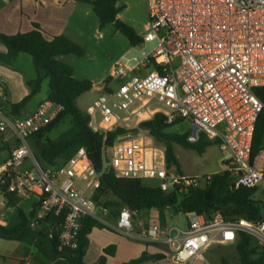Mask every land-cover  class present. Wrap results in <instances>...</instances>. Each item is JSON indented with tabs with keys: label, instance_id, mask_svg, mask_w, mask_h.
<instances>
[{
	"label": "built area",
	"instance_id": "1",
	"mask_svg": "<svg viewBox=\"0 0 264 264\" xmlns=\"http://www.w3.org/2000/svg\"><path fill=\"white\" fill-rule=\"evenodd\" d=\"M149 15L143 43L156 42V48L134 66L129 59L118 61L110 70L116 85L87 111L89 127L105 138L116 128L125 130L111 147H103L100 168L85 148L59 167L43 169L38 163L30 140L64 111L62 104L46 99L26 117L0 104V141L10 146L0 167V225L5 226L3 210L12 195L37 199L30 227L56 238L60 250L78 248L86 217L126 237L164 245L176 264H194L212 245L236 242L239 231L264 246V219H227L220 213L208 218L191 211L183 214L186 227L136 225L129 209L111 220L110 209L93 199L110 170L121 178L157 180L165 192L200 186L201 178L170 167L165 148L140 127L156 115L169 125L186 123L189 143L199 142L202 134L217 141L224 171L242 175L236 187L258 186L264 179V147L252 156L264 110L256 94L264 87V0H149Z\"/></svg>",
	"mask_w": 264,
	"mask_h": 264
},
{
	"label": "trees",
	"instance_id": "2",
	"mask_svg": "<svg viewBox=\"0 0 264 264\" xmlns=\"http://www.w3.org/2000/svg\"><path fill=\"white\" fill-rule=\"evenodd\" d=\"M74 1L92 6L94 13L99 18L101 28L108 24H114L117 30L127 36L133 46L143 43V39L118 18L123 9L117 6L119 0ZM0 42L7 47L10 56H16L20 53L29 54L33 59L37 74L32 94L13 104L10 113L20 116L21 111L32 97L40 91L42 81L47 78L49 79L47 99L64 106V111L51 124L32 136V140L36 143L34 154L41 167L43 169L59 167L68 162L80 148H85L90 158L97 155L101 161L103 147H111L118 136L125 133V130L116 128L109 132L105 138L103 133L94 132L89 127L90 116L88 112L78 107L79 97L92 90L94 83L90 80H77L74 77V69L63 62L61 57L65 55L83 56V48L63 35L49 39L39 26H35L28 33L14 36L0 33ZM108 84L104 85L105 91H109ZM256 94L264 104V87L258 89ZM66 118L70 121V128L62 133L57 140H44L47 134L57 128ZM175 125L167 124L162 115H156L154 119L142 123L140 127L165 148L167 164L182 175L174 145L195 150L202 155L210 145L218 144V142L209 140L202 134L199 142L189 143L187 141L189 131H185L183 135L168 132V129ZM5 147L9 148L7 144ZM262 147H264V110L256 123L252 156H256ZM239 179L223 171L213 175L210 180L202 179L198 188H190L187 192L180 193L178 190L165 192L158 187L144 186L140 180L117 177L110 170L102 175L100 186L97 193L93 195V199L98 204L108 207L114 214L122 208H127L135 214L156 209L160 213L161 226H166L165 211L169 209L172 212L183 214L192 211L206 215L208 218L220 213L227 219L244 218L253 221L264 219V202L254 198L258 187L243 184L236 187ZM106 193L113 194L117 201L103 203L100 197L101 194ZM8 198L9 202L12 203L13 196L9 195ZM34 209L35 206L29 216L21 210L19 213L21 223L15 227L9 228L0 225V239L16 241L34 247L50 260L63 258L67 260L68 264H86L84 257L89 245V234L95 227L105 228V226L92 217H86L83 220L78 248L60 250V243L56 238L49 239L44 231L30 227V218L34 214ZM236 242L240 264H264V247L257 246L253 236L239 231ZM109 252L108 249L105 250L106 254ZM165 257L161 254L149 255L144 252L141 257L126 264H143ZM98 264H106L105 257H101ZM223 264L228 263L223 260Z\"/></svg>",
	"mask_w": 264,
	"mask_h": 264
},
{
	"label": "rangeland",
	"instance_id": "3",
	"mask_svg": "<svg viewBox=\"0 0 264 264\" xmlns=\"http://www.w3.org/2000/svg\"><path fill=\"white\" fill-rule=\"evenodd\" d=\"M118 3L119 6L123 8L119 14V19L131 27L136 35L143 39L146 34V26L150 20L149 0H119ZM81 6L82 10L79 11L76 16V23H71L68 37L83 48L84 55H65L61 57V60L74 69V77L77 80H90L94 83L93 89L81 95L77 101L78 107L87 112L102 94L98 90V87L106 83H110L108 85L112 87L116 85L117 80L110 78V70L118 61L129 59V65L134 66L137 62L143 61L145 55L156 48L157 43L148 42L133 46L127 36L117 30L114 24H108L101 28L99 18L94 13L92 6L85 3H81ZM32 61V57L26 53L10 56L7 47L0 42V104L3 105L1 102L4 96L6 103L3 107L8 113H10L9 110L12 104L29 96L34 90V82L37 74ZM141 72L147 73L143 67ZM48 89L49 79L47 78L42 81L40 91L29 101L27 107L23 110V114H26L28 110L38 103V101L43 99ZM7 108L9 110H7ZM69 128L70 121L66 118L57 128L47 134L44 140H57L58 137ZM188 130L189 127L186 123H180L168 129V132L183 135L185 131ZM148 141L150 142V139ZM154 142L158 146L161 145L155 139ZM30 144L33 151H35L36 143L32 138ZM174 151L180 162L182 173L185 176L205 179L208 176L212 177L224 171V156L220 150L219 143L210 145L202 155L198 154L195 150L184 149L177 144L174 145ZM107 155L108 158L111 157L110 152H108ZM7 158L8 147L2 148L0 144V166ZM241 176L242 175L239 174V177ZM232 177L237 178L238 176ZM142 184L147 187H158L157 180L143 181ZM257 187L258 191L254 198L264 202V179L258 183ZM107 194L109 195V193L104 195L101 194L100 199L103 203L105 201L102 200V197ZM36 203L37 199L33 198L32 201H21L20 206L27 214L31 209V205L33 208ZM159 216V211L155 209L151 211H142L139 214L133 215V221L136 225H139L141 222L144 225L146 221H148V224L160 223L161 225V221L157 222L152 220ZM5 217L10 222L11 226H15L19 223L17 212H5ZM165 220L166 225H177L180 227H185L187 225V219L183 213H175L170 209L169 211H165ZM234 244H236V242H234ZM255 244L264 247L256 239ZM225 246L228 247L229 245ZM232 246L233 247L230 249H225L224 247L214 249L211 255L218 254L216 262L219 264H223V260H226L228 264H240L239 254L234 245ZM165 252H168L167 248ZM219 257H221V259Z\"/></svg>",
	"mask_w": 264,
	"mask_h": 264
},
{
	"label": "crops",
	"instance_id": "4",
	"mask_svg": "<svg viewBox=\"0 0 264 264\" xmlns=\"http://www.w3.org/2000/svg\"><path fill=\"white\" fill-rule=\"evenodd\" d=\"M117 6H119V3L117 4ZM81 10H82L81 2H77L74 0H0V33L8 36H14L18 34L28 33L32 31L35 28V26H39V28L42 30L44 35L49 39L54 36H61V35L68 37L71 23L73 22L76 23V16L78 12ZM119 16L120 15H118V18ZM109 87H111V85H109ZM104 88H105L104 85L98 87L100 93H103ZM48 91L43 99L38 101V103L35 106H33L30 110H28L26 114H23V110L27 107L28 105L27 104L26 107L21 111L19 117H26L31 115L37 109L39 104L47 99ZM2 98L3 101L1 103L5 105L6 100L4 96ZM18 102L20 101H17V103ZM7 110L9 109L7 108ZM0 144L2 145V148L3 147L6 148L1 141ZM9 149L10 146L8 148V157H9ZM7 160L8 158L6 159V161ZM96 193L97 191L93 195H95ZM102 200H104L105 202L117 201V199L111 193H109V195L107 194L103 196ZM17 201L18 202L32 201V199L17 200L13 198V202L12 203L9 202L7 207L3 210L4 213L8 211L17 212L19 216V223H17V225H19L21 223V218L19 213L21 210L24 212V210L20 206V202L18 203ZM33 208L31 205L30 211L27 214L25 212L24 213L27 216H29L32 213ZM123 209L124 208H122L116 214H114L112 211L110 219L116 220ZM152 220H156L157 222H160V216L155 217ZM145 223L148 224V221H146ZM5 226L9 228L15 227L10 225V222L7 220V218H6ZM88 238H89V245L86 251V255L84 257V261L86 264H98L99 259L101 257H105L106 264H126L132 260L141 257V255L144 252L148 253L149 255L161 254L166 256V252H165L166 247L164 245L147 244L126 237L106 227L105 228L95 227L92 230V232L89 234ZM236 244L234 243L222 244L221 246L217 244H215L217 246L212 245L206 251H204L198 259H196L194 264H219L216 262L218 259L217 257L218 254L211 255V252L214 249H218L220 247H224L225 249H230L231 247H233L232 245H234L235 249L237 250ZM225 245H229V246L227 247ZM106 249L110 251L109 254L105 253ZM219 258L221 259V257ZM0 264H68V262L63 258L50 260L45 256H43L42 254H40L37 251V249L34 247L27 246L25 244L16 241L0 239ZM143 264H176V263L168 256H166L161 260L147 261Z\"/></svg>",
	"mask_w": 264,
	"mask_h": 264
},
{
	"label": "water",
	"instance_id": "5",
	"mask_svg": "<svg viewBox=\"0 0 264 264\" xmlns=\"http://www.w3.org/2000/svg\"><path fill=\"white\" fill-rule=\"evenodd\" d=\"M92 161L94 163V165L97 167V168H100L101 165H100V159L98 158L97 155H93L92 156Z\"/></svg>",
	"mask_w": 264,
	"mask_h": 264
},
{
	"label": "bare ground",
	"instance_id": "6",
	"mask_svg": "<svg viewBox=\"0 0 264 264\" xmlns=\"http://www.w3.org/2000/svg\"><path fill=\"white\" fill-rule=\"evenodd\" d=\"M156 221V220H155Z\"/></svg>",
	"mask_w": 264,
	"mask_h": 264
}]
</instances>
